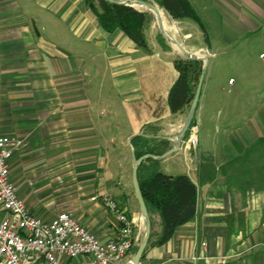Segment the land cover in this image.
<instances>
[{
	"label": "crops",
	"instance_id": "crops-1",
	"mask_svg": "<svg viewBox=\"0 0 264 264\" xmlns=\"http://www.w3.org/2000/svg\"><path fill=\"white\" fill-rule=\"evenodd\" d=\"M187 1L209 45L190 18L167 13L163 24L188 52L207 57L193 119L197 145L185 138L153 160L164 175H186L197 194L192 217L163 243L155 242L161 218L150 215L139 264H264V77L244 81L245 67L224 58L239 39L263 31L264 0ZM144 34L146 49L119 29L105 31L86 0H0V138L24 141L10 159V179L39 217L73 202L66 210L100 241L118 229L103 194L127 211L142 239L131 140H162L166 152L188 111L173 114L168 104L177 52L169 42L161 48L150 27Z\"/></svg>",
	"mask_w": 264,
	"mask_h": 264
},
{
	"label": "built area",
	"instance_id": "built-area-1",
	"mask_svg": "<svg viewBox=\"0 0 264 264\" xmlns=\"http://www.w3.org/2000/svg\"><path fill=\"white\" fill-rule=\"evenodd\" d=\"M187 133L186 143L195 147L197 127L190 126ZM23 146V139L0 138V264H126L137 244L134 221L107 194L102 203L118 223L107 241L84 228L69 210L43 218L26 207L10 179V159Z\"/></svg>",
	"mask_w": 264,
	"mask_h": 264
},
{
	"label": "trees",
	"instance_id": "trees-1",
	"mask_svg": "<svg viewBox=\"0 0 264 264\" xmlns=\"http://www.w3.org/2000/svg\"><path fill=\"white\" fill-rule=\"evenodd\" d=\"M86 1L105 31L112 32L119 29L140 47L147 48L144 34L147 13L125 5L111 4L104 0H97L100 9L98 11L92 0ZM141 1L158 5L174 19H192L199 25L204 34L205 43L209 45L206 29L187 0ZM159 38L164 40L160 34ZM175 68L179 76L168 96V104L173 114L189 107L201 73L202 62L178 58L175 60ZM193 124L192 122L191 126ZM187 135L188 133L184 139ZM131 145L134 149V157L137 159L146 154L162 155L165 151L159 148L166 147L164 141L147 138L144 135L134 136ZM145 163H149L151 169H145ZM156 163L151 158L142 161L139 164L137 176L149 217L152 213H158L161 218V232L155 241L156 244H160L169 238L176 226L192 217L197 191L195 185L186 175L174 177L164 175L155 168ZM151 236L152 234H150V238ZM136 248L137 244L131 249V255L134 254Z\"/></svg>",
	"mask_w": 264,
	"mask_h": 264
},
{
	"label": "water",
	"instance_id": "water-1",
	"mask_svg": "<svg viewBox=\"0 0 264 264\" xmlns=\"http://www.w3.org/2000/svg\"><path fill=\"white\" fill-rule=\"evenodd\" d=\"M104 1H107L111 4L129 6L132 8H135L134 6H139V7H142L144 9L150 11L155 16V19L157 22L158 33L167 42H169L173 47H175L184 59H187L190 61L202 62L201 73H200V76H199V79L197 82V86H196L194 95H193L192 100L190 102V105H189V108H188V111L186 114V118L183 122L182 127L178 131V133L175 136L171 137V140H172L171 148L159 156L146 154V155H144L138 159L134 157V160H133V167H132L133 189H134L135 197H136L137 202H138L140 214L144 220L145 231H144V235H143L142 239L140 240L139 244L137 245L136 251L134 252V254L131 255L129 261L126 264H139L144 253H145L147 244H148L149 239H150L151 221H150L149 213H148L147 207L145 205V202H144V199H143L140 187H139L138 176H137L138 167H139V164L142 161L146 160L147 158H151V159H155V160H161V159L169 156L170 154L174 153L175 151H177L179 149L180 143L182 142L185 135L187 134V132H188V130H189V128L193 122L194 116H195V112L197 109V105H198V101H199V97H200V93H201V89H202V84H203V80H204V76H205V71H206V66H207V57L196 55V54L188 52L173 37H171L166 32L164 24H163V18L161 15V11L159 10V8L155 4L150 3V2L141 1V0H104Z\"/></svg>",
	"mask_w": 264,
	"mask_h": 264
},
{
	"label": "rangeland",
	"instance_id": "rangeland-1",
	"mask_svg": "<svg viewBox=\"0 0 264 264\" xmlns=\"http://www.w3.org/2000/svg\"><path fill=\"white\" fill-rule=\"evenodd\" d=\"M92 1L94 4L98 5L97 0H92ZM156 6H158V5H156ZM135 9L147 13L148 16L146 18L145 28L147 29L150 27L151 30L156 33V38H157V41H158L159 45L161 46V48H163L164 50H167V48H169V46H168L169 43L165 39L160 40L159 33L156 31L155 16L153 15V13H151L150 11H148L144 8H141L139 6ZM159 9L162 11L164 23L167 26V12L160 7H159ZM217 26L218 25H216L214 27V31L216 33L219 30ZM217 36H218V33H217ZM174 49L177 52V56L175 57V60L178 58H183L181 56V54L179 53V51L175 47H174ZM261 53H263L262 55L264 56V29H263V31H261L259 33L249 35V37H247V38L239 39L232 46V49L227 53V55L224 56V58L227 61H229V64L234 66V68L237 69V71L240 70L241 67L242 68L245 67L244 81H246L247 79H250V82H252L255 79H259V78L264 77V74H263L264 73V68H263L264 60L259 59V55ZM236 72L231 71L230 75L233 76L234 78H236L237 74L242 73L241 71L239 73H236ZM260 73H262V77L260 76ZM263 85H264V81H262V86ZM248 92L249 91H247L246 93H244L241 96L242 100L245 99ZM159 149H161V147ZM57 204L59 205L60 203H57ZM72 204H73V202H68L61 207L60 206L56 207V209H58V210H62L63 208L69 209L72 207L71 206ZM50 212H53V210ZM141 238H142V236H141ZM140 240L137 242V245L139 244Z\"/></svg>",
	"mask_w": 264,
	"mask_h": 264
},
{
	"label": "bare ground",
	"instance_id": "bare-ground-1",
	"mask_svg": "<svg viewBox=\"0 0 264 264\" xmlns=\"http://www.w3.org/2000/svg\"><path fill=\"white\" fill-rule=\"evenodd\" d=\"M135 8H137L138 6H134Z\"/></svg>",
	"mask_w": 264,
	"mask_h": 264
}]
</instances>
